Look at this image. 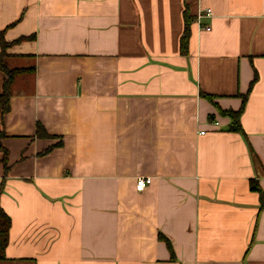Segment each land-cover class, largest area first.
Here are the masks:
<instances>
[{
	"label": "crops",
	"instance_id": "0c3cea01",
	"mask_svg": "<svg viewBox=\"0 0 264 264\" xmlns=\"http://www.w3.org/2000/svg\"><path fill=\"white\" fill-rule=\"evenodd\" d=\"M0 30V264H264V0H0Z\"/></svg>",
	"mask_w": 264,
	"mask_h": 264
},
{
	"label": "trees",
	"instance_id": "16d2710c",
	"mask_svg": "<svg viewBox=\"0 0 264 264\" xmlns=\"http://www.w3.org/2000/svg\"><path fill=\"white\" fill-rule=\"evenodd\" d=\"M185 31L183 33L182 36V50L186 51V43L187 40L189 39L190 36V28H191V23L193 20V17L189 14L188 9H185ZM0 43L3 44V46H5L6 41L4 39V34L3 31L0 30ZM6 53L5 51H2V53L0 52V68L3 69L6 74H7V78H6V82H5V87H4V91L2 93H0V112L1 113H5L6 111L9 110V96H10V91H9V86L10 83L12 81L13 76L20 71V69H10L5 65L4 59H5ZM204 96L210 98L211 100H213L212 95L209 94H204ZM243 104L240 107L239 110H233V109H229V110H222V113L225 115H229L232 118V123L230 126L231 130H236V131H242L243 132V128L241 125V115L243 113L244 107H245V103H246V99H247V94L243 95ZM41 130L43 131L44 128H42V126L38 127V132L41 133ZM4 136V132L0 130V137ZM251 188L253 190H257L260 192L261 194V203L262 205H264V194L262 191V188L258 182L257 179H252L251 180ZM10 226H11V218L10 216L4 211L3 208H0V252H3V250L5 249L8 240H9V230H10ZM167 244L170 246V240L165 237Z\"/></svg>",
	"mask_w": 264,
	"mask_h": 264
},
{
	"label": "built area",
	"instance_id": "2783aa9c",
	"mask_svg": "<svg viewBox=\"0 0 264 264\" xmlns=\"http://www.w3.org/2000/svg\"><path fill=\"white\" fill-rule=\"evenodd\" d=\"M211 14H212V9L208 8L204 12H201L199 14V18H202L204 16H211ZM206 27L210 28V26H206ZM151 180L152 179L150 177H145V176L139 177L137 180V189L143 190L147 186V184L151 182Z\"/></svg>",
	"mask_w": 264,
	"mask_h": 264
}]
</instances>
